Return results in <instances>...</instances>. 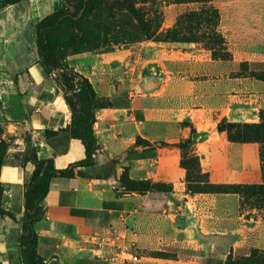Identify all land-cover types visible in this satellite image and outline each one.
I'll return each mask as SVG.
<instances>
[{
	"label": "crops",
	"instance_id": "obj_1",
	"mask_svg": "<svg viewBox=\"0 0 264 264\" xmlns=\"http://www.w3.org/2000/svg\"><path fill=\"white\" fill-rule=\"evenodd\" d=\"M47 12V0H27L0 11V124L3 138L12 142L0 173V209L6 213L0 215V264H22L20 220L26 184L37 161L52 159L56 169L66 170L86 157L82 142L64 131L71 124V112L39 63L36 24ZM109 54L84 53L66 60L114 106L95 113L99 149L93 163L75 167L71 178L51 181L45 216L35 224L39 254L46 264H181L127 253L112 256L113 245L131 243L162 247L163 252L203 250L205 259L213 257L196 237L207 225L178 218L175 211L176 200L187 198L186 204L197 209L193 201L202 196L185 193L178 144L190 137V129L181 121L188 119L205 137L194 153L212 183L260 184L258 143L230 142L214 126L222 119L257 123L261 101H247L249 108L229 103L233 96L196 95L181 107L157 106L125 82L106 79ZM125 171L133 181L166 184L169 193L125 192L119 184Z\"/></svg>",
	"mask_w": 264,
	"mask_h": 264
},
{
	"label": "rangeland",
	"instance_id": "obj_2",
	"mask_svg": "<svg viewBox=\"0 0 264 264\" xmlns=\"http://www.w3.org/2000/svg\"><path fill=\"white\" fill-rule=\"evenodd\" d=\"M130 1L136 11L134 15L119 5L111 8L105 3H98L83 19L86 42L94 40L100 42V49L107 46L115 49L106 58V64L110 66L106 70V79L116 83L125 82L136 95H144L146 102L152 101L157 106L168 108L181 107L186 104L184 100L187 97L196 95L233 96L229 103L249 108L245 104L247 101L260 100L262 110L255 125L264 122V0ZM47 2L49 12L44 17L67 6L66 0ZM201 12L209 14L203 16L206 19L202 22L196 23L194 18L190 23L182 24L181 20L179 24L180 19L186 21L187 15L198 18ZM126 16L139 27L141 33L116 39L117 30L113 26L123 22ZM141 19L148 29L140 22ZM173 32H178V35L172 39L169 35ZM149 33L167 35L169 40L156 41L147 37ZM87 46L93 47V43H87ZM255 105H258L257 102ZM221 122L226 125L229 121L222 119ZM218 124L214 126L215 129ZM181 126L190 129V137L198 141L205 139L188 119L183 118ZM234 133L236 140L239 136L237 127ZM256 147L261 170V145ZM194 148L191 149L193 153L189 151V155H195ZM197 157L201 174L206 175L198 181L193 179V182L215 184ZM156 184L162 185L164 189L153 193H169L166 184ZM225 185H248L251 189H234L233 192L220 194H192L186 183V195H202L193 201L197 209L186 204L190 202L187 198L175 201L178 218H189L198 224L207 225L208 230L196 237L205 244L213 257L205 259L203 250L167 248V252H163L162 247L131 243L113 245L112 256L122 253L121 257H127L124 254L127 253L136 257L174 260L181 264H226L244 260L255 250L264 252L261 242L264 238L263 177L260 184ZM161 252L164 254L160 255Z\"/></svg>",
	"mask_w": 264,
	"mask_h": 264
},
{
	"label": "trees",
	"instance_id": "obj_3",
	"mask_svg": "<svg viewBox=\"0 0 264 264\" xmlns=\"http://www.w3.org/2000/svg\"><path fill=\"white\" fill-rule=\"evenodd\" d=\"M27 0H0V11L9 6L22 3ZM67 6L50 13L36 24V49L39 55V63L44 68L45 72L52 76L55 83L59 87L62 97L71 112V124L64 129L72 138L82 142L85 148V159L82 162L74 164L66 170H58L54 166L52 159L39 160L36 163L35 170L30 176L26 184L25 192V211L20 220L21 235L19 237V253L22 264H46L44 258L38 252L39 236L35 228V224L41 221L45 216L44 200L49 192L50 183L54 178L63 177L71 178L74 168L77 166H88L93 163L94 155L99 149L97 138L95 136L94 124L95 113L103 107H113L114 104L100 98L90 81L69 67L66 60L70 56L84 53H113V46H107L100 49V42H86V34L82 26L83 19L89 15L98 3H105L113 8L116 5L126 8L132 15L136 11L130 0H66ZM175 1V0H174ZM180 2L185 0H178ZM72 8L75 12H72ZM210 13V12H209ZM198 18L195 15H187L183 19V23H190L194 20L196 23L202 22L205 17L204 12L198 13ZM211 17V15H210ZM123 22L114 24L115 37L126 38L137 33H141L139 27L133 24L132 20L126 16ZM140 22L146 26L144 20ZM177 36L178 32H173L169 36ZM147 37L154 38L156 41H168L167 35L148 34ZM87 43L92 45L87 46ZM223 125L225 128H223ZM217 130L220 133H226L228 140L233 143H253L261 145L260 158L262 159V177L264 180V122L259 125L255 124H240L228 122L226 125L223 122L219 123ZM239 129V136L234 140V128ZM5 129L0 124V173L3 163L8 155L11 144L3 138ZM202 141L189 137L184 142L179 143V148L182 151L180 167L186 172V183L188 191L192 194H220L233 192L237 190H249L248 185H225L211 184L210 182L200 181V184L193 179H201L200 161L194 154L189 155V151ZM193 153V150H191ZM36 157V154L34 153ZM203 183V184H202ZM119 184L125 192H160L164 187L160 184H152L149 181H133L130 179L128 172L125 171L119 179ZM1 197V184H0ZM0 215L6 213L0 209ZM164 253H160L163 255ZM226 264H264V252L253 251L250 256L244 260L237 262H227Z\"/></svg>",
	"mask_w": 264,
	"mask_h": 264
},
{
	"label": "built area",
	"instance_id": "obj_4",
	"mask_svg": "<svg viewBox=\"0 0 264 264\" xmlns=\"http://www.w3.org/2000/svg\"><path fill=\"white\" fill-rule=\"evenodd\" d=\"M133 258V260H137V258L136 257H132Z\"/></svg>",
	"mask_w": 264,
	"mask_h": 264
},
{
	"label": "water",
	"instance_id": "obj_5",
	"mask_svg": "<svg viewBox=\"0 0 264 264\" xmlns=\"http://www.w3.org/2000/svg\"><path fill=\"white\" fill-rule=\"evenodd\" d=\"M72 11H74V9L72 8Z\"/></svg>",
	"mask_w": 264,
	"mask_h": 264
}]
</instances>
